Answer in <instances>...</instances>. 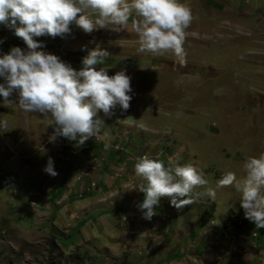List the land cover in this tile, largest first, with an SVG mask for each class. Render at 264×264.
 Instances as JSON below:
<instances>
[{
	"label": "rangeland",
	"instance_id": "rangeland-1",
	"mask_svg": "<svg viewBox=\"0 0 264 264\" xmlns=\"http://www.w3.org/2000/svg\"><path fill=\"white\" fill-rule=\"evenodd\" d=\"M180 2L192 13L183 64L171 51H139L131 20L118 32L70 25L64 38L34 37L76 70L99 44L109 56L95 67L109 76L123 69L132 99L127 110L98 113L104 126L83 145L50 142L54 121L19 109L15 92L11 105L0 100V264H264L244 252L264 228L244 218L232 186L213 203L201 195L179 210L162 197L151 222L136 208L139 157L193 165L208 181L195 187L201 193L226 171L243 176V161L264 152V0ZM14 46L26 47L0 25V54ZM83 146L99 149L98 158L121 154L129 167L110 165L98 177ZM49 157L54 177L43 171ZM112 184H131V194Z\"/></svg>",
	"mask_w": 264,
	"mask_h": 264
},
{
	"label": "clouds",
	"instance_id": "clouds-1",
	"mask_svg": "<svg viewBox=\"0 0 264 264\" xmlns=\"http://www.w3.org/2000/svg\"><path fill=\"white\" fill-rule=\"evenodd\" d=\"M130 20L139 51H171L180 64L185 63L183 45L192 13L180 0H0V25L12 30L26 46H14L0 54V100L11 105L9 97L15 92L19 109L50 116L54 121L50 142L63 137L83 145L95 138L104 126L98 113L109 116L117 106L121 111L128 109L131 78L123 69L109 76L105 67H95L109 56L99 44L81 58V67L76 70L58 56L43 51L44 45L34 37L64 38L71 31L70 25L85 34L109 26H119L112 28L118 32ZM6 126V121L0 120V129ZM242 168L243 176L226 171L215 187L195 193V187L205 186L208 181L193 165H166L159 159L139 157L133 171L144 181L136 189L143 193L142 201L136 205L140 218L151 222L158 214L156 209L162 197L168 198L170 207L179 210L201 195L213 203L218 189L232 186L240 194L244 218L256 229H262L264 152L247 157ZM43 171L57 175L51 157Z\"/></svg>",
	"mask_w": 264,
	"mask_h": 264
},
{
	"label": "crops",
	"instance_id": "crops-1",
	"mask_svg": "<svg viewBox=\"0 0 264 264\" xmlns=\"http://www.w3.org/2000/svg\"><path fill=\"white\" fill-rule=\"evenodd\" d=\"M2 82V81H1ZM73 144L74 143H76L75 141L74 142H72ZM75 145V144H74ZM102 148V147H101ZM103 149V148H102ZM82 151H83V154L82 155H80V157H81V159L82 160H86V161H88V162H92V163H95V162H97V167L96 168H98V169H94V174H96L98 177H99V175L98 174H100L101 175V173L102 172H104V170H107L108 168H109V166L110 165H113V167H111L110 168V170H115V168H114V166H119V169H118V171L120 172V169H128L127 167H129V164L128 163H126V160H124L123 158H122V155L121 154H118V155H111V154H109V156L108 157H105L104 158V156L103 157H101V158H98L99 157V155L101 154V151L98 149V150H94L95 152H93L92 150H90V149H86V148H84V146H83V149H82ZM87 155V156H86ZM73 156V155H72ZM76 158L77 157H79V155H77V156H75ZM87 157H89V159H87ZM93 157H95V159H92ZM98 158V159H97ZM95 160V161H94ZM100 166H104L103 167V169H102V167H100ZM132 168V170H133V167H131ZM107 174H109V172L107 173ZM114 178H116V176H114L113 178H112V181H114V180H116V179H114ZM96 178H94V180H95ZM97 180V179H96ZM93 182V181H92ZM113 186H115L114 188H116V190L119 192V194L120 195H122V196H124V194H126V196H127V194L129 193V192H131V184H127V187L129 188V190L123 185V184H112ZM142 184L141 183H139V182H137V185L135 186L136 187V189L139 187V186H141ZM136 189H133V196H135V200H137L138 201V203L139 202H141L142 201V199H143V193H141V192H139L138 190H136ZM196 188H194V190H195ZM136 190V191H135ZM193 190V191H194ZM129 194H131V193H129ZM129 194H128V196H129ZM128 200H130V199H128ZM241 234L243 235L244 234V232H241ZM259 236H261L260 238H259V241H257V240H255L256 242H257V244L256 245H252V244H248L247 243V240H246V246H250V249L249 250H246L245 248H244V252H246V256H250V257H252V258H254L253 260H254V263H257V261H256V259H255V256H258L259 257V259H261V260H263L264 261V234H259ZM244 242H245V240H244ZM252 246H255V247H253L254 249H253V251H252Z\"/></svg>",
	"mask_w": 264,
	"mask_h": 264
},
{
	"label": "built area",
	"instance_id": "built-area-1",
	"mask_svg": "<svg viewBox=\"0 0 264 264\" xmlns=\"http://www.w3.org/2000/svg\"><path fill=\"white\" fill-rule=\"evenodd\" d=\"M95 184H96L95 182H92V183H91V186L94 188V187H95ZM253 236H254V235H253Z\"/></svg>",
	"mask_w": 264,
	"mask_h": 264
}]
</instances>
